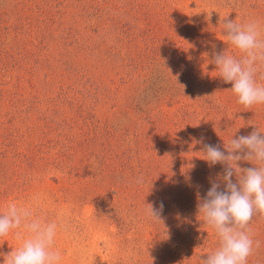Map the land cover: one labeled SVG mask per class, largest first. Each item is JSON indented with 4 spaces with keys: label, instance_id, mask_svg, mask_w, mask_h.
Instances as JSON below:
<instances>
[{
    "label": "rangeland",
    "instance_id": "rangeland-1",
    "mask_svg": "<svg viewBox=\"0 0 264 264\" xmlns=\"http://www.w3.org/2000/svg\"><path fill=\"white\" fill-rule=\"evenodd\" d=\"M226 20L264 27V0H0V214L56 222L61 264H202L219 241L198 205L223 171L204 145L264 132L212 63L240 55ZM248 227L264 264V217Z\"/></svg>",
    "mask_w": 264,
    "mask_h": 264
},
{
    "label": "clouds",
    "instance_id": "clouds-1",
    "mask_svg": "<svg viewBox=\"0 0 264 264\" xmlns=\"http://www.w3.org/2000/svg\"><path fill=\"white\" fill-rule=\"evenodd\" d=\"M223 31L228 42L238 50L239 57L226 52L216 53L212 60L225 83H232L231 91L245 108L264 104V83L257 82V73L264 68V27L258 21L240 23L226 20ZM264 80V74L260 76ZM258 128L248 135H240L226 144L204 145V160L209 167L220 164L223 171L216 179H209L203 202L198 205L205 224L218 237V247L207 253L202 264H247L253 251V239L248 227L253 216L264 217V135ZM254 162L255 167L241 168L239 161ZM235 177V181L233 180ZM138 182H143L138 179ZM163 209L152 205L146 215L160 220ZM59 225L34 218L28 207L10 203L0 214V237L17 230L20 241L0 264H61L62 255L54 247ZM259 247V242H256Z\"/></svg>",
    "mask_w": 264,
    "mask_h": 264
}]
</instances>
